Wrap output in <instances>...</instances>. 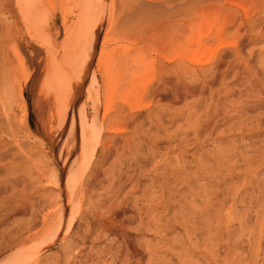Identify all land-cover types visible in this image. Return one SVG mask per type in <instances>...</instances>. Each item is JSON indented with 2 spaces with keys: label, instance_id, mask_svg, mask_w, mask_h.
Masks as SVG:
<instances>
[{
  "label": "rangeland",
  "instance_id": "obj_1",
  "mask_svg": "<svg viewBox=\"0 0 264 264\" xmlns=\"http://www.w3.org/2000/svg\"><path fill=\"white\" fill-rule=\"evenodd\" d=\"M87 2H91L92 9L88 15L82 12L84 8L85 12L90 10V6L85 5ZM87 2L86 0H0V97H2L0 98V123L4 122L1 129L7 130L5 125L9 127L11 125L16 134L18 133L13 137L17 139L11 141L12 138H4L5 144L9 149H14V152L16 148L13 145L15 143L21 145L26 149V154L28 153L27 155L31 157V161H35L34 165L24 164L20 168L12 165L11 168L4 169V159L7 157H0V254H4L8 247L16 245L15 242L23 232L27 231L24 234H29V232L40 231L41 235H45L43 233L45 230L48 232L50 217L45 218V226L42 225V218L48 210L52 209L47 206V198L41 199L39 194L29 191L31 187L27 179L31 175L36 176L37 171L42 168L45 169V173H50L49 176L54 178L55 173L53 176L51 173L62 172L60 167L64 159L61 160V156L66 155L62 153L59 156V152L47 141L45 144L35 145L32 139L27 138L24 127H19V119H22L23 115L20 110L21 89L29 131L32 135L34 134L33 136L41 137L36 131L38 123L35 116L36 106L40 103L45 105L48 101L56 103L53 107L56 108V112L53 108L52 111L59 116V109L68 107L69 104V125L62 131L67 133V138L73 140H76L77 136L80 138L81 120L90 125V131L87 137L83 138L80 150L75 153L73 151L76 155L70 162L76 156L77 159L74 162L77 160L86 162L85 159L88 157H83L84 154L80 152L85 147L89 151L90 145H93L95 141L93 132L101 130L96 156L90 167L92 172L101 174L100 166L105 163L103 173L106 176L101 177L99 182L93 181L91 192L93 203L98 207V213L105 214L108 211L106 215L126 223L134 219L133 223H129V231L135 232V235L131 236H135L136 245L139 248L141 246L142 252L139 251L141 263L169 264L171 259L174 264H177V261H174L176 259L170 258V236L166 232L160 233L161 231L153 226L154 221H151L147 214L149 209L154 210L155 215L162 214L163 208L159 206L160 201L166 192L175 191L168 185L170 177L163 170L164 160H167L170 165H176L179 161L180 166H185L195 162L198 157H209L215 152L226 155L232 148H236L235 152L239 157H260L258 155L264 152V9L258 11L260 0H87ZM206 4L217 5L216 8L219 9L220 14L218 17H220L217 19L215 17L214 27L206 25L204 18H210L208 15L212 14L207 12V15H203L201 19L200 27L193 28L200 34H207L208 30H211L208 39L206 38L203 43L205 54L198 58L203 63L208 59L212 61L207 65L182 61L178 58V54H181L183 47L182 51L186 50L188 55L196 48L194 42L189 41L185 45L187 37L185 25L195 10L201 9L200 7L203 9V5ZM206 7L207 5L204 9ZM222 7L228 12L233 11L237 16L238 21L234 27H230L232 26L231 17ZM101 11L105 15L104 25L97 41L94 57L89 58L86 55L83 58L90 46L95 14ZM223 20L226 22L221 23ZM246 20L251 23L249 26L251 31H247L249 28ZM238 23H242L244 28L241 27L239 34L235 32ZM220 24L224 29L222 39L219 41L221 44L215 34V29ZM166 25L169 29L171 28L168 29L169 33ZM248 32L250 33L247 34ZM241 33L246 35L245 38L244 36H241L243 39L239 38ZM104 39H106L105 44L101 46V41L103 42ZM234 42L239 44L234 48L239 50L238 56L231 46L225 45ZM121 46L127 47L128 52L133 54L127 55V58L135 57V59H126L132 61L131 68L139 62L149 64L150 71L147 78L152 80V85L155 87L160 83L159 65L162 63L169 67L177 64L192 67L197 70L199 77L203 76L200 70H207L206 80H211L213 75L216 77L212 87L207 88L206 94L190 108H185L183 103H176V101H165L162 93L143 99L142 105L149 107L134 110L130 118L121 120L117 124L128 126L129 131L114 137L109 150L102 148L110 125L107 119L115 116L120 108L124 109L125 115L128 114V105H132L131 95L122 84L116 86L115 90L106 91L103 80L105 53L112 51L115 58H126V53ZM223 51L229 53L224 61L221 58L225 55ZM85 58L86 61H90L87 65L90 69L86 71L88 78H85L84 83L78 86L77 90L76 86L71 92L66 90L64 83L71 73L77 70L81 72L83 64L81 68L80 64ZM21 61H24L26 71L19 69ZM25 74L33 76L31 81L36 78L32 90L27 88L31 82L28 85L23 82ZM93 77L98 85L97 96L100 103L98 115H94L93 104L87 99L86 88L90 86ZM185 77L184 82L189 84V75ZM40 78H45L41 81L46 80V83L41 84ZM42 85L47 86V91L46 88L41 89ZM41 90L49 93H41L46 95V98L38 93ZM75 90L78 93L77 97H73ZM34 95L37 99L40 98L39 101L33 97ZM47 95L49 97L52 95L56 99L59 95L58 100L59 98L60 100L53 98L51 101ZM43 97L49 100L45 102ZM107 101L110 104V111L107 119L104 120ZM31 102L36 103V106ZM78 103L82 105L83 110L76 112ZM46 112L45 110V116H43L45 119H47ZM58 115H54L56 119ZM6 117H9L7 121ZM188 119L192 123L196 121L198 125L196 131L189 128ZM241 119L245 120L247 129L246 127L241 131H236L237 127L229 129L231 124L239 123ZM131 121L136 124L132 131H130ZM249 129L251 130L248 131ZM124 137L129 140L115 151V146L121 145V138ZM52 138L57 144L59 137ZM59 149L60 147L58 151ZM107 150L111 151V154L107 155L109 152ZM169 169L168 166L166 171L169 172ZM240 178L237 177L234 182H239ZM262 185H264V165L260 167L256 175L253 190L248 189L255 195L258 192L255 189L256 186ZM242 197H246V194H240L239 198ZM111 205L114 206L110 208ZM241 208V204L238 203L236 210L239 211ZM89 214L87 203L83 205L81 203L69 233L44 254L45 260L42 264L55 263V260V264H118L113 259L112 253L121 246V239L115 234L97 238L95 235L97 223ZM139 216L145 219L143 224L139 223ZM162 225L164 222L160 224L161 227ZM27 227L28 230L23 231ZM163 230L166 231L165 228ZM259 258L261 259L259 264H264L262 259L264 246L261 248Z\"/></svg>",
  "mask_w": 264,
  "mask_h": 264
},
{
  "label": "bare ground",
  "instance_id": "obj_2",
  "mask_svg": "<svg viewBox=\"0 0 264 264\" xmlns=\"http://www.w3.org/2000/svg\"><path fill=\"white\" fill-rule=\"evenodd\" d=\"M260 2L261 3L259 5L258 11H260V9H264V0H260ZM85 5L90 6V10L85 12L84 8L82 9V12L88 15L90 11H92L91 2H87ZM206 5L207 7L204 9ZM206 5H203V9L202 7H200L201 9L195 10V12L192 14V17L189 19V22L187 23V25H185V29L187 30L185 45H187L189 41L194 42L196 48L189 53L190 55H188V53L185 52L186 50L182 51L184 49L183 47V49L181 50V54H178V58H180L182 61H188L189 63L198 65H207L212 61L211 59H208L206 62L203 63L201 62V59L198 58L199 56L203 57V54H205V52H203L205 51L203 49V43L204 40L206 38L208 39L209 35L211 34V30H208L207 34H200L196 31L200 27L199 24L202 21L201 19L203 15H207V12L212 13L208 15L210 18L205 19V17L204 20L206 25L213 27L215 26V17L216 19L220 17H218V15L220 14L218 13L219 9L216 8L217 5ZM223 9L225 10V8ZM228 13L232 20V26L230 27H234L238 21L236 20L237 16L233 11ZM95 15L96 18L92 26L90 46L88 48V52L84 53L83 58L86 55H88L89 58L94 57V51L97 45V41L100 37V32L104 25L105 15L102 13V11L96 13ZM248 21L246 20V24L249 28L251 23ZM222 22H226V20L221 21V23ZM221 25L222 24H220L219 27L215 29V34L218 36V42L222 39V35L224 33V29L222 28L223 26ZM194 26L195 28H197L196 30H194ZM241 27L243 28L242 23H238V27L235 30L237 34L240 33L239 31ZM250 28L247 29V31H249ZM168 29L169 26L166 27V30ZM169 30L168 33L170 32ZM195 31L196 37L195 34H193ZM249 33L250 32H248L247 34ZM241 36H244L245 38L246 35L242 34L239 38H242ZM105 41L106 39H104L103 42L101 41V46H104ZM219 43L221 44V42ZM237 43H227L225 45L231 46V48L234 49L239 45ZM223 46L222 48H225ZM121 47L122 50L126 53V58H115L113 55L114 52L112 51L105 53L106 63L103 72V80L106 91L115 90L117 88L116 86L122 84L126 88L125 90L128 91L131 95L132 105H128V114L125 115L124 109L120 108L115 116H112L107 119L108 113L110 111V104L108 103V101L106 102V111L103 115V119H107L110 125L108 127V130L106 131L107 137L105 138V144L102 145V148L109 150V145L111 144V141L114 139V137L118 135H123L129 131L128 126H120L117 124H119L121 120H126V118H130V114L134 110L138 111L143 109L144 107H149L148 105H142L141 102L143 99L148 98L150 95L155 96L156 94L162 93L165 101H176V103H183L182 105L185 108H190L194 105L197 100H199L202 96L206 94L207 88L212 87L214 83L213 80L216 77V75H213V78H211V80H206V78L208 77L207 70H200L199 72L203 76L199 77L197 75V70L192 67L181 64L174 65L173 67H171L170 65L169 67L162 63L161 65H159L161 76L160 83L159 85H157V87H155L152 85V80L147 78L148 72L150 71L149 64L145 62H139V64H136V66H134V63V67L131 68L132 61H127L126 59L132 58L133 56H128L127 58V55H130L132 53L128 52L127 47ZM234 50L236 52L235 54L238 56L239 50ZM223 54L225 55H222L221 58L224 61L225 58L229 55V53L224 52ZM100 57L101 55L99 56V58ZM132 59H135V57ZM238 59L240 60L239 57ZM241 60L243 61V58ZM89 62L86 61L85 58L80 64V68L83 64L81 72L80 70H77L74 73H71V76L68 75L69 78L66 83H64L66 85L64 86L66 87V90L68 89V91L71 92L74 86H76L77 90V87H80L84 83V80L88 75L86 71L90 69L87 67ZM19 63V69H21V71H26L24 61H21ZM171 72H173L172 75ZM9 75L10 73L8 74V76ZM187 75H189L190 77L189 84H186L188 82H184V79L186 78L185 76ZM18 76L19 75H17V77ZM21 76L23 77V75ZM32 77L33 76H31L30 74H25L23 77L24 84L28 85L31 82ZM43 79L40 78V81ZM45 81L46 80H44V82L41 81V84L46 83ZM38 85L37 88H39ZM43 86L44 85L41 86V89L47 87ZM76 90L73 92V97L78 96ZM86 91L87 99H89L90 102L93 104L94 115H98L100 111V103L97 96L98 85L97 81L95 80V77L92 78L91 84L90 86H87ZM20 92V110H22L23 115L21 117L22 119H19V127H24L27 138L32 139L34 144L38 146L39 144H45V141L47 139L46 137L49 138L50 136V138L53 140L54 138L52 137L58 136L60 143L59 141H57V139L56 141L58 143L56 142L57 144H55L53 148H56V151L59 152V156H61L62 153H65L66 155L61 156V160L64 159V161H62V167H60L62 168V172L59 173V171H54L53 173H51L52 176L55 173L53 176L54 178H51L49 176L50 173H45V169L42 168L41 170L37 171L36 176L31 175L27 179V183L29 184V187H31V190L29 191L36 192L37 194H39L38 196H40L41 199L47 198V206L49 207V209H52L48 210L45 213L44 217L42 215L43 226H45L46 224L45 218L50 217L48 232L46 230L43 231L45 235H41L40 231L38 233L29 232V234H24L27 232L26 230H28L27 227L25 230H23L26 232H21L22 234L18 237L17 241L15 242L16 245L8 247L7 245L9 242L7 243L6 247H8V249L5 248L6 250L4 254H0V264H42L45 260L44 254L48 250L55 247L56 244H58L67 236L71 229V225L77 218L78 208H81V203L83 205L85 202L87 203L88 212L90 213L89 215L92 216L93 221L97 223V228L95 230L96 237L101 238L107 234H115L121 239V246L115 253H112V257L115 262H117L118 264H143L140 262L141 260L139 259V256L141 255H139L141 246L139 248V246L136 245L135 236H131L135 235V232H133L132 230L129 231V223H133L134 219L131 221H127L126 223L118 221L115 218L109 217L108 215H106L108 211L105 214H99L98 207L93 203V199L91 197V192L93 190V181L99 182L101 177L106 176L103 173L105 163L100 166V171H102L101 174H99V172H92L90 170L92 161L96 156L98 148L97 145L101 136V130H99L98 132H93V138L95 141H92L93 145H90L89 151L87 150V147H85L80 152L82 155L84 154L83 157H88L85 159L86 162H80L78 160L74 162V160L77 159V156L73 161L70 162L72 157L76 155L73 154V151L75 153L80 150V144L82 143L83 138L87 137V134L90 131V125H88L86 121L84 122L83 120H81L79 132L80 138L78 136L76 140H73L72 138H67V133H62V131L69 125V104L68 107L59 109V116L57 113L55 114L56 108H53L56 103H49V99H45L46 95H41V93L47 94L48 92L41 90V92L38 91V93H40L41 97L44 96L45 98H43L45 100L43 98L42 99L45 102L48 101V103H46L45 105H43L44 103H40L39 106H36V103L34 102L31 103H34L37 107V112L35 114L38 122L36 130L37 134L39 135V130H41V132L43 130L45 137L33 136L34 134L32 135V132L30 133L29 131L27 123V111L21 89ZM79 93L82 92L79 91ZM59 95H57V99L52 95V97H49V95H47V97L50 98L51 101L53 100V98L54 100L56 99L57 101H59L60 98H62V96L60 95L61 97L58 100ZM33 97H35V95ZM39 99L40 98L38 97L37 100L39 101ZM43 100L42 102H44ZM81 106L82 105H79V103L76 105V112L83 110ZM52 108L55 112L52 111ZM45 110L47 111V119L43 118V116H45ZM52 112H54V114ZM54 115L59 116H57V119L60 118L59 121ZM2 117H4V115ZM8 118L6 117V121ZM188 120L189 128H192L196 131V129L198 128L196 121L192 123L190 119ZM131 122L132 124L130 131L134 130L136 125L133 121ZM3 124L4 122L2 124L0 123V157H7L6 159H4L5 164L3 168L9 169L12 167V165H14V167L20 168L21 165L29 163H32V165H34L35 161H31V157L27 155L28 153L26 154V149H24L21 145L17 143H15L14 145L12 144L14 148H16V151L14 152V149H9L8 145L5 144L4 138H12L11 141L16 140L17 138L14 139L13 137H15V135H18V133L16 134L11 125L10 127L12 129L9 127V125H5V127L8 129L10 128V130L1 129V127L4 126ZM5 124H7V122H5ZM8 124H10V122H8ZM235 127H237V129ZM244 127H246V129L248 128L247 124L245 123V120L241 119L239 123L235 122V124H231L229 129L231 130L234 128L236 129V131H241ZM250 130L251 129H249L248 131ZM128 140L129 138H121L122 143L121 145L118 144L117 146H115V151L123 147L122 144L127 143ZM59 147L60 149L58 151ZM235 150L236 148H232L228 151V154L226 155H222L221 153L215 152L213 155H209V157H198L195 162H193L192 164L188 163V165L185 164V166H180L181 163L179 161L176 163V165H170L167 160H164L165 167L163 168V170L165 171V174L170 177L168 185L170 187L172 186L171 188L175 191L169 190L168 193L166 192L164 194V198L162 199V201H160L159 206H162L161 208H163L162 214L155 215L154 210L152 209H149L147 214L149 215L151 221H154L152 222L153 226L161 231L160 233L166 232L167 235L170 236V258L176 259L174 261H177V264L260 263V252L262 246H264V185L256 186L255 189L258 190V192L255 195L251 194V190H253L252 186L256 181V175L260 171V167L264 165V152L258 155L260 157H239L236 154ZM108 153L111 154V151L107 152V155ZM183 161L184 160H182V162ZM168 166L170 168L169 172L166 171ZM237 177H241V180L239 182H234ZM44 181H46V183H44ZM248 188H251V190H249ZM240 194H246V197L248 196V198H239ZM238 203H240L242 206L239 211L236 210V206ZM113 206L114 205H111L110 208H112ZM144 221L145 219H142L139 216V223L143 224ZM163 222L164 225H162L161 227L160 224H162ZM148 223L147 225H149ZM163 228H165L166 231H164ZM10 245L12 244L10 243ZM169 264H174L171 259L169 260Z\"/></svg>",
  "mask_w": 264,
  "mask_h": 264
},
{
  "label": "water",
  "instance_id": "obj_3",
  "mask_svg": "<svg viewBox=\"0 0 264 264\" xmlns=\"http://www.w3.org/2000/svg\"><path fill=\"white\" fill-rule=\"evenodd\" d=\"M35 81H36V78H33V81H31V83H30V85H29V87H28L29 90H32V88H33V86H34V84H35ZM39 131H40L39 134H40L41 136L45 137V136H44V133L41 132V130H39ZM46 138H47L46 141L49 142L52 146L55 145V141L51 140V139L48 138V137H46ZM55 149H56V148H55Z\"/></svg>",
  "mask_w": 264,
  "mask_h": 264
}]
</instances>
